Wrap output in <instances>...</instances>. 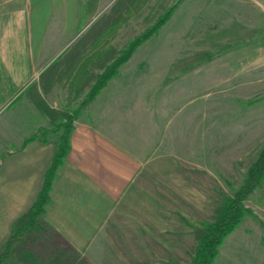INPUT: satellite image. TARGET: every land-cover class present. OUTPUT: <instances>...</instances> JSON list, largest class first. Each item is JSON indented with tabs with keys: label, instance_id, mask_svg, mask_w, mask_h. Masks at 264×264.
<instances>
[{
	"label": "rangeland",
	"instance_id": "374dc122",
	"mask_svg": "<svg viewBox=\"0 0 264 264\" xmlns=\"http://www.w3.org/2000/svg\"><path fill=\"white\" fill-rule=\"evenodd\" d=\"M99 1L94 15L78 24L77 31H70L68 38H76L82 31L87 33L93 22L110 12L116 0ZM142 3V9L119 24L112 38L104 37L108 31L101 30L104 22L99 24L101 29L98 27L89 36L96 43L100 41L104 49L111 46L118 52L155 23L166 9L175 6L164 25L142 42L107 82L112 81L109 90L113 83L119 84L118 95L113 87L112 96H121L127 106L142 102L138 104L140 110L123 112L121 128L126 139H134V146L141 148V157L150 163L141 193L150 191L158 195L155 205L153 200L146 199V193L144 199L136 200L137 208L152 210V232L148 226H142V237L148 241L150 234L156 236L157 247H145L142 239L141 248H133L134 260L131 261L132 256H123V260L130 259V264H160L168 260L188 264L195 251L196 226L213 218L215 206L239 186L264 145V0ZM32 28L34 31L38 24L31 25ZM69 44L68 49L74 47L81 55L72 70L80 80L79 69L83 73L84 64L100 51L97 46L85 50L80 36ZM197 51H207V57L188 71L171 73L177 61L193 58ZM93 66L94 79L87 92L106 65L99 67L94 59ZM39 78L35 72L31 81L38 82ZM67 86L69 91L70 84ZM23 88L14 101L0 105V124L14 117L18 108L27 110ZM80 90L76 89L73 95L82 97V103L87 92L81 96ZM62 91L67 89L62 87ZM54 108L67 109L64 105ZM39 116L31 118V123L26 121L24 131L20 117L16 119L19 130L24 132L20 139L24 141L36 134L39 138L55 135L57 142L58 132H51L55 125L50 117L47 115L45 122ZM263 197L262 188L245 200L252 213L225 238L214 264H264ZM130 250L125 249L128 253Z\"/></svg>",
	"mask_w": 264,
	"mask_h": 264
},
{
	"label": "crops",
	"instance_id": "0c3cea01",
	"mask_svg": "<svg viewBox=\"0 0 264 264\" xmlns=\"http://www.w3.org/2000/svg\"><path fill=\"white\" fill-rule=\"evenodd\" d=\"M83 1L0 0V105L14 101L21 87L28 105L27 110L18 108V116L0 124V157L15 148L0 164V248L11 233L13 222L35 201L56 149L55 135L47 140L36 138L25 145L20 139L26 121L31 123V118L40 115L48 122L30 94L38 92L53 107L73 108L81 104L82 98L73 95L74 91L81 89L82 96L93 83L87 81L95 70L92 61L85 63L84 76L70 83L81 55L74 47L68 49L69 41L79 36L82 40L81 34L86 32L76 38L68 37L82 24ZM99 4L100 1L98 7ZM33 24H38L34 31ZM86 40L85 50L91 46ZM35 72L40 75L38 82L31 81ZM111 82L76 116L69 154L56 172L43 214L59 238L82 251L91 264H130L128 261L134 260L133 248H141L145 240L142 226L152 229L151 208H137L136 200L144 199L143 193L154 205L158 199L150 191L141 193L150 163L141 157V148L134 146V139H126L121 128L123 112L140 110L142 102H132L129 107L121 96L113 97L118 95L119 84L113 83L109 90ZM62 87L67 91L63 92ZM18 117L21 131L16 123ZM151 236L145 240L147 248L157 247L156 236ZM128 248L129 253L125 251ZM123 256L132 257L126 262Z\"/></svg>",
	"mask_w": 264,
	"mask_h": 264
},
{
	"label": "trees",
	"instance_id": "16d2710c",
	"mask_svg": "<svg viewBox=\"0 0 264 264\" xmlns=\"http://www.w3.org/2000/svg\"><path fill=\"white\" fill-rule=\"evenodd\" d=\"M144 1V0H143ZM142 0H116L108 14L103 18H98L93 22L88 32L82 36L83 40L89 38L90 34L103 23L101 30L107 29L104 37L107 35L112 38L113 34L119 28V24L128 20L131 16L138 13L144 6ZM99 0H84L80 5L81 23L84 24L87 17L94 15ZM175 6L166 9L155 23L148 26L140 34L131 39L127 45L116 52L115 47L104 49L97 39L96 43L92 36L89 38V44L97 46L99 53L91 57L93 62L96 59V65L105 66L102 73L96 79L95 84L86 93L84 101L78 107L67 108L60 111L48 104V102L38 92L31 93V98L38 109L44 111L51 122L55 125L51 132H58L56 149L52 160L45 172L43 184L38 192L35 201L22 213L12 224L9 237L0 248V264H91L86 258L80 255V251L60 239L55 229L43 218L45 208L50 199V191L53 180L58 168L63 164L69 154L71 143V133L74 126V120L79 113L78 108L85 105L88 100L103 88L107 82L119 72L120 66L127 61L133 52L154 33H156L173 12ZM107 38V37H106ZM196 56L184 58L175 63L171 73L188 71L195 63L199 64L207 57V51H197ZM108 56V58H106ZM196 57V58H195ZM106 59V61H105ZM111 60L106 64L107 60ZM194 59V60H192ZM192 60V61H191ZM196 61V62H195ZM83 63L80 65L82 66ZM85 65V64H84ZM84 70V68H83ZM84 76L82 69L79 74ZM93 72L88 76V80L94 78ZM72 74V72H71ZM169 76L167 79L170 80ZM72 82H76L78 77L72 74ZM43 133H47L44 131ZM39 138L33 135L23 141L25 145L28 141ZM46 140L47 137L41 138ZM15 150L13 147L2 153L1 160L9 152ZM264 189V145L258 156L249 166L241 183L231 194L226 195L216 206L212 219L202 220L194 230V239L196 242L195 251L188 264H214L219 255L220 246L225 238L235 229V227L248 214L252 213L250 207L245 204V200L257 190ZM264 198V197H263ZM146 264V263H145ZM160 264H181L172 260L161 262Z\"/></svg>",
	"mask_w": 264,
	"mask_h": 264
}]
</instances>
